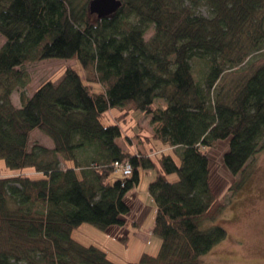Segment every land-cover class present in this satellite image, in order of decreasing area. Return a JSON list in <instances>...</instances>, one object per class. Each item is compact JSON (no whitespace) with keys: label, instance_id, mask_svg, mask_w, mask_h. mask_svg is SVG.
Segmentation results:
<instances>
[{"label":"trees","instance_id":"16d2710c","mask_svg":"<svg viewBox=\"0 0 264 264\" xmlns=\"http://www.w3.org/2000/svg\"><path fill=\"white\" fill-rule=\"evenodd\" d=\"M91 1L0 0V264H114L73 232L124 225L141 168L155 172L148 192L161 246L130 264H203L228 234L202 224L226 208L208 149L226 144L233 193L264 150V0H121L102 18ZM48 59L82 73L67 66L28 96L27 66ZM111 109L121 114L104 125ZM132 111L153 125L137 134L145 152L125 150L131 136L117 143ZM35 130L53 147L30 145Z\"/></svg>","mask_w":264,"mask_h":264},{"label":"rangeland","instance_id":"374dc122","mask_svg":"<svg viewBox=\"0 0 264 264\" xmlns=\"http://www.w3.org/2000/svg\"><path fill=\"white\" fill-rule=\"evenodd\" d=\"M204 14L206 11L202 10ZM154 34V26L149 27L145 39L149 41ZM5 38L0 35V48ZM67 66H73L76 71L82 73L75 61L63 59H48L33 63L26 68L30 76V84L25 94L31 96L36 88L46 80L60 81L64 76ZM236 73V72H235ZM230 72V75H236ZM21 90L14 91L12 98L17 104L20 103ZM155 101V106L158 105ZM161 104V103H160ZM121 114L119 109H111L101 119L104 125L115 123V117ZM123 135L118 139L121 146L125 145V136L133 138V144L129 143L125 150L147 151L139 142L141 137L151 134L153 125L150 116L140 111H132L128 122L122 124ZM41 144L52 148V140L40 130H35L30 136V145ZM123 147V146H122ZM227 146L220 143L217 148L208 149L212 168V185L221 202L226 204L222 214L213 221L203 222L204 226L219 225L227 230V238L216 246L203 258V264H264V150L251 159V169L247 178L236 193L230 189L233 177L222 163V155ZM2 167L4 163L2 162ZM28 174L36 175L30 170ZM139 183L128 191L126 202L130 211L125 215L126 223L116 225L110 230H101L90 224H83L74 229L73 237L78 242L89 245L93 244L102 248L108 256V260L114 264H130L139 261L142 254L157 255L160 251V236L153 234L152 227L156 217V204L148 192V186L154 178L152 170L140 169ZM123 178L115 173L111 180ZM177 176H171L176 180Z\"/></svg>","mask_w":264,"mask_h":264},{"label":"water","instance_id":"95a60500","mask_svg":"<svg viewBox=\"0 0 264 264\" xmlns=\"http://www.w3.org/2000/svg\"><path fill=\"white\" fill-rule=\"evenodd\" d=\"M121 5V0H92L88 6L91 14L102 18L115 13Z\"/></svg>","mask_w":264,"mask_h":264},{"label":"built area","instance_id":"2783aa9c","mask_svg":"<svg viewBox=\"0 0 264 264\" xmlns=\"http://www.w3.org/2000/svg\"><path fill=\"white\" fill-rule=\"evenodd\" d=\"M115 168L118 172H120L124 176H130L132 174V166L129 162H115Z\"/></svg>","mask_w":264,"mask_h":264},{"label":"crops","instance_id":"0c3cea01","mask_svg":"<svg viewBox=\"0 0 264 264\" xmlns=\"http://www.w3.org/2000/svg\"><path fill=\"white\" fill-rule=\"evenodd\" d=\"M12 100L14 102V99L13 98H12ZM14 105H17L18 106V104L16 102H14ZM112 228H114V227H112ZM108 230H110V229H108Z\"/></svg>","mask_w":264,"mask_h":264}]
</instances>
